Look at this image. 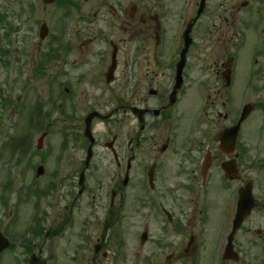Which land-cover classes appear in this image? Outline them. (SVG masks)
I'll use <instances>...</instances> for the list:
<instances>
[{"label": "flooded vegetation", "instance_id": "af4514ba", "mask_svg": "<svg viewBox=\"0 0 264 264\" xmlns=\"http://www.w3.org/2000/svg\"><path fill=\"white\" fill-rule=\"evenodd\" d=\"M200 1H55L65 22H85L91 3L93 20L118 23L123 35L99 30L49 48L65 71L58 113L74 122L87 86L116 84L121 70L124 99L116 84L117 104L100 116L125 113L129 124L123 141L103 144L112 159L101 167L86 164L84 119L78 163L65 146L38 151L33 168L51 161L50 175L20 185L32 232L8 238L0 264H264V0L233 3L224 27L204 14L216 10L208 0L198 13ZM213 39L223 59L200 62Z\"/></svg>", "mask_w": 264, "mask_h": 264}, {"label": "rangeland", "instance_id": "374dc122", "mask_svg": "<svg viewBox=\"0 0 264 264\" xmlns=\"http://www.w3.org/2000/svg\"><path fill=\"white\" fill-rule=\"evenodd\" d=\"M240 1L208 0V5L211 8L216 7V10L214 13L208 11L204 14L211 15V20L216 26L224 27L222 18L236 14L233 3L237 5ZM57 4L45 5L41 0H0V197L1 184L9 178L13 180V194L18 192L16 187L20 186L18 181L20 168L14 161L19 157L13 152L11 145L20 143L23 139L22 135H26L24 143L28 142L32 146L37 143L40 136H43V148L53 149L54 152L65 146L71 149V158L78 163L82 157H85L86 151L85 148L77 152L74 149V147H81L79 145L81 141L77 140V136L81 134L77 135V133L83 131L84 117L91 109H97L102 115L112 111L117 103L111 97V90L115 89L116 84L121 88L119 95L122 99L125 96L123 88L125 82L121 79L122 71L120 70L116 84L105 87L102 82L100 86H87L86 92L81 95L77 113H73L74 122L69 123L67 114L58 113V110L54 109L52 110L54 118L51 117L48 120L46 118L44 124H38L37 128L30 129V125H34V121L40 118V114L48 115L52 100L57 98L58 85L64 81L63 76L57 78V74H65L63 65L57 66L54 61L50 62V59L46 58L50 47L66 46L68 42L77 44L95 35L99 30H103L116 40L123 37L120 24L93 20L91 16L95 9H91V3L83 8L87 18L85 22L78 20L75 16L65 22L62 17L63 8ZM41 26L47 29L44 39L39 38ZM221 33L224 34L223 31ZM210 45H214L212 49ZM101 46L104 45H93L89 47L88 52L93 53ZM127 46L126 42L122 45L123 53ZM223 52L222 40H210L205 52L200 57L198 55L199 61H220L223 59ZM73 59L69 58L65 63ZM72 72L74 71L69 73ZM98 94H101L99 98L91 97ZM94 100H97L96 107L91 106ZM37 106L40 110L37 109L36 112ZM46 121L50 123L48 126L45 125ZM127 124H129V118L125 113L118 114L116 118L108 122L99 118L92 121L91 131L95 143L92 149V164L101 167L105 165V161L112 159L111 153L103 144L110 142L114 134L118 135L119 141H123V131ZM86 145H88L87 140L82 146ZM51 165V161L44 165L45 176L50 175ZM21 176L28 177L30 181L31 177L35 176V168L30 171L29 167H24V173ZM72 176L75 175L72 174ZM13 194L9 197L7 206L0 204V232L6 237L10 235L15 238L13 234L15 235L17 230L21 231L25 226V220L30 219L28 207L31 204L18 205L19 197ZM16 210L17 220L14 219L13 214Z\"/></svg>", "mask_w": 264, "mask_h": 264}, {"label": "water", "instance_id": "95a60500", "mask_svg": "<svg viewBox=\"0 0 264 264\" xmlns=\"http://www.w3.org/2000/svg\"><path fill=\"white\" fill-rule=\"evenodd\" d=\"M45 3H52L54 0H43ZM203 1V0H202ZM47 34V29L45 26H41L40 28V38L43 39ZM113 64L111 65V68L109 70V72H112L113 70ZM95 114L90 115L87 119H86V123L88 124V121L94 116ZM86 133H88V128H86Z\"/></svg>", "mask_w": 264, "mask_h": 264}]
</instances>
